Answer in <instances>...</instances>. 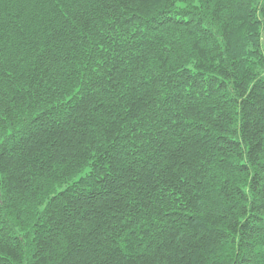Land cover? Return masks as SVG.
<instances>
[{
	"label": "trees",
	"instance_id": "16d2710c",
	"mask_svg": "<svg viewBox=\"0 0 264 264\" xmlns=\"http://www.w3.org/2000/svg\"><path fill=\"white\" fill-rule=\"evenodd\" d=\"M183 2L0 0V264H264V0Z\"/></svg>",
	"mask_w": 264,
	"mask_h": 264
},
{
	"label": "snow or ice",
	"instance_id": "6c2138e0",
	"mask_svg": "<svg viewBox=\"0 0 264 264\" xmlns=\"http://www.w3.org/2000/svg\"><path fill=\"white\" fill-rule=\"evenodd\" d=\"M37 2L43 4L44 0H24V3H26V4L27 3H37ZM57 2H59V0H57ZM197 2H198V0H197ZM171 6L173 8H177V7L178 8H187L188 7L187 3H184L183 0H172ZM181 71H183V69H181ZM187 79H192V77L189 75L187 77ZM189 90H191V87ZM249 91H251V89H249ZM258 91L261 94L259 97L260 104L262 106H264V80H261L260 84L258 85ZM245 98H247V97H245ZM252 111L254 112L255 108H253ZM261 115L264 116V111L261 112ZM249 120H250L249 129L251 131V130H253L252 129L251 113H250ZM260 183H264V176L258 177L257 188H259ZM260 195H261L262 199L259 201L260 207L258 208L257 218L259 219V222L261 224H264V192H261ZM245 264H248V262L245 261Z\"/></svg>",
	"mask_w": 264,
	"mask_h": 264
}]
</instances>
